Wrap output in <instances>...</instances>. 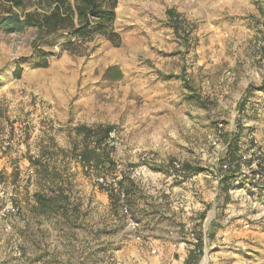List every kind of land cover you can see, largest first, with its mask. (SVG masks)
<instances>
[{
    "label": "rangeland",
    "instance_id": "374dc122",
    "mask_svg": "<svg viewBox=\"0 0 264 264\" xmlns=\"http://www.w3.org/2000/svg\"><path fill=\"white\" fill-rule=\"evenodd\" d=\"M251 1L264 2L118 0L119 46L96 37L82 54L62 52L50 58L47 68L23 65L19 78L11 70L19 57L32 53L33 31L0 32V130L22 126L24 140L16 148L29 140L28 157L43 142L47 166L67 184L70 198L87 192L78 180L86 173L75 168L69 152L81 140L77 127L82 125L115 130L118 145L112 156L119 164L135 165L146 153L153 154V167L168 168L176 161L199 169L170 183L178 187L179 205L191 214L183 223L155 221V232L142 229L141 240L135 241L117 220L107 224L106 232L95 233L88 223L87 230L74 231L73 221L33 217L32 243L23 247L21 239L23 257L18 259L0 220V264H184L194 246L187 240L173 246L175 234L169 232L184 234L188 219L202 248L197 264H264V197L248 199L240 188L225 196L215 175L221 150L212 144L221 145L238 131L240 149L252 139L264 146V89L252 90L239 105L247 86H258L264 77V21L256 20ZM168 8L180 16L185 32L175 34L168 26ZM112 65L121 70V79L104 78ZM238 108L243 113L236 130ZM136 168L155 171L148 165ZM19 216L11 219L15 233ZM41 222L50 229L43 232Z\"/></svg>",
    "mask_w": 264,
    "mask_h": 264
},
{
    "label": "trees",
    "instance_id": "16d2710c",
    "mask_svg": "<svg viewBox=\"0 0 264 264\" xmlns=\"http://www.w3.org/2000/svg\"><path fill=\"white\" fill-rule=\"evenodd\" d=\"M117 3L118 0H0V32L15 34L27 30L33 31L32 53L28 57L18 58L11 73L12 76L19 78L23 65H28L31 62H34L33 67L35 68H46L49 65L50 58L57 57L62 52L70 55L82 54L84 47L96 37H101L112 45L119 46L121 36L115 28ZM166 15L168 16V26L175 34L185 32L181 18L173 8H168ZM52 49H56V52H52ZM122 76L121 70L116 65L109 66L104 72V78L107 80H119ZM178 77L182 79L181 75ZM186 87L191 93L193 92L190 86ZM254 89L263 90L264 84L260 86L249 84L243 95V100L239 103L240 106L244 105V101H247L249 97H247V94ZM188 97L196 101L199 106L204 107V102L198 95L191 94ZM240 112L243 113V109L238 108L235 120L236 130L240 122ZM111 130H113L112 127L78 126L77 133L81 140L78 144L73 143L69 152L80 169L84 166L88 167V174L90 175L115 176L118 172L121 173V179L117 181L116 187L111 186L107 196L116 215L120 213V203L123 200L129 208L130 216L135 220L130 207L134 199L128 200L127 196L134 194L137 189L129 176L130 171L128 170L130 167H136L137 164L122 166L113 158L114 150L104 143V138ZM237 133L238 131L233 136L227 134L230 137L223 140L226 147L216 163L218 173L222 162H226L228 166L219 179V186L225 196H227L229 190L240 188L243 185V179L240 178L239 172L241 160L236 139L240 135L238 136ZM44 151L42 153L43 159L39 157L31 161L36 167H39L42 176L50 182L47 187L49 189V192L47 191L48 195L45 193L35 195L36 207L42 212L54 214L61 211L64 215L68 209V186L64 184L65 182H59V179L56 180V174L53 177L55 170L48 168L46 163L48 160L46 154L48 153ZM149 167L155 171L168 173L171 169V162L168 168H157L151 165ZM182 169L184 171L182 178H180V180L183 179L182 181L199 172L197 167L187 162L183 164ZM58 176L61 178L59 174ZM174 183L178 184L180 182L175 180ZM98 188L101 190V186H98ZM121 195H123V198ZM261 197H264V192ZM201 255L202 248L199 244H196L184 259V264H197Z\"/></svg>",
    "mask_w": 264,
    "mask_h": 264
},
{
    "label": "crops",
    "instance_id": "0c3cea01",
    "mask_svg": "<svg viewBox=\"0 0 264 264\" xmlns=\"http://www.w3.org/2000/svg\"><path fill=\"white\" fill-rule=\"evenodd\" d=\"M250 7L255 13L256 20L260 21V23L261 21H264V2L258 1L255 3L254 1H251ZM255 27L257 28L258 26ZM12 71L13 69L11 70V73ZM263 79L264 77L262 74L258 86L264 84ZM39 136H41V132L36 138ZM32 139L33 138L30 140ZM28 142L29 140L26 141L25 147H15L0 156V175L7 180H17L18 167L26 168L31 166L35 171V174L31 178L25 191L20 195L22 210L19 218L15 220L14 224L16 231L21 236L23 247H27L32 243L31 226L33 217L44 218L50 216V218L55 217L73 221L74 223L70 227H72L74 231L87 230L85 223H88L91 226L90 228L93 229V232H102V230L106 232L107 224L115 220L126 226L124 217L120 213L119 215H115L109 197L103 193H99L98 187L93 181L94 175L90 174H87V176L85 174L79 177V187L87 192L71 198L68 196V209L64 215L61 211L51 214L37 209L35 195L42 193L48 195L46 187L49 186L50 182L42 176L39 167H36L31 162L35 158L40 157V159H43L42 153L45 148L44 143L42 142L41 144L40 142H37L38 144L34 149L35 152L30 151V153L34 154L31 157H28L27 155H24L26 153ZM124 165H127V163L122 164V166ZM75 168L81 172L78 164H76ZM72 169H74L73 166ZM139 173H141V175L138 174V176H132L129 173V176L135 183L137 189L134 194L132 193L127 196L128 200L134 199L133 204L130 207L132 209V214L138 223L139 232H141L142 229H150L155 232L158 227L154 224L155 221L159 223L162 220H168L172 224H177L179 222L183 223L186 215H191L190 212L187 211L188 207H184L183 204L179 205L178 203L176 192L178 187L176 185L170 186V183L176 180L171 177V170H169L168 173H164L163 171L152 172L148 171L147 168H143ZM99 206L101 207L100 209ZM182 209H184L185 213ZM179 212L181 213L179 214ZM180 216L182 217L181 219ZM189 225H194V222L189 221L188 219V222L183 226L188 227ZM39 228L43 232L50 229L49 225H44L42 222ZM167 228H169V226ZM153 249H159V246H156V248H152L151 250ZM159 260H161V258Z\"/></svg>",
    "mask_w": 264,
    "mask_h": 264
},
{
    "label": "built area",
    "instance_id": "2783aa9c",
    "mask_svg": "<svg viewBox=\"0 0 264 264\" xmlns=\"http://www.w3.org/2000/svg\"><path fill=\"white\" fill-rule=\"evenodd\" d=\"M25 130L22 126L10 127L7 126L4 130H0V156L7 153L9 150L15 148L17 144H21L24 140ZM117 135L115 130H111L108 135L104 138V143L111 147L113 150L117 148ZM214 146L220 147L221 155L225 150V144L217 142L214 140L212 142ZM240 156V178L243 179V185L238 191L245 195L246 198L251 196L256 199L257 194H262L264 192V146L258 144L256 139L250 141V145L247 149L238 150ZM79 158V157H78ZM156 160L153 154L143 153L139 156L137 160V165H152ZM137 167V166H136ZM136 167H130L128 170L132 176L139 174ZM220 172H215L216 178L220 179L228 166L226 162H222L220 165ZM171 177L173 179H180L184 174L182 165L176 161L171 162ZM18 178L16 181H10L5 179L0 175V220L3 222V230L11 235V244L13 250V256L15 258L21 259L22 249H21V236L17 232L15 233L12 229L11 219L16 218L20 215L22 207L20 204V195L26 188L28 182L34 176L35 171L33 167H18ZM81 171L84 173L89 172L87 166L81 167ZM121 179V173L118 172L115 176L111 175H100L94 176L93 181L98 186H101V192L107 195L110 192L111 186L116 187L117 181ZM99 189V188H98ZM234 190H229L228 192H233ZM247 193V194H246ZM123 198V195H121ZM120 214L124 217L126 226L130 230L135 241L141 240V234L139 232L138 223L132 219L130 216V211L128 206L121 200L120 203ZM185 233L176 231L175 233L169 232L170 234H175L176 242H173V246L176 245H186L188 241L189 245L195 246L199 239L195 235L192 229L184 227ZM181 229V228H180ZM152 253L155 252L153 249Z\"/></svg>",
    "mask_w": 264,
    "mask_h": 264
},
{
    "label": "bare ground",
    "instance_id": "6f19581e",
    "mask_svg": "<svg viewBox=\"0 0 264 264\" xmlns=\"http://www.w3.org/2000/svg\"><path fill=\"white\" fill-rule=\"evenodd\" d=\"M201 264H207V263H206V260H203Z\"/></svg>",
    "mask_w": 264,
    "mask_h": 264
}]
</instances>
